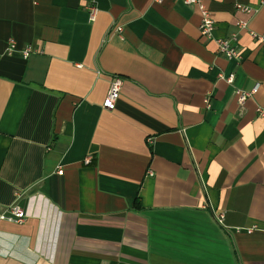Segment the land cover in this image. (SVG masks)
<instances>
[{
	"label": "crops",
	"instance_id": "1",
	"mask_svg": "<svg viewBox=\"0 0 264 264\" xmlns=\"http://www.w3.org/2000/svg\"><path fill=\"white\" fill-rule=\"evenodd\" d=\"M203 2L211 40L175 0H0V264H264V0Z\"/></svg>",
	"mask_w": 264,
	"mask_h": 264
},
{
	"label": "built area",
	"instance_id": "2",
	"mask_svg": "<svg viewBox=\"0 0 264 264\" xmlns=\"http://www.w3.org/2000/svg\"><path fill=\"white\" fill-rule=\"evenodd\" d=\"M158 3H161L163 0H155ZM182 2L186 6H193L197 7L201 23L199 26V32L200 35L205 38L206 40H211L213 38V30H214V20L212 19V16L209 12V10L204 5L203 0H175ZM236 9L246 15H253L256 11L250 7H244L242 5H236ZM238 27L241 30H248V22H240L238 23ZM116 31L118 33L122 32V27H117ZM249 31V30H248ZM250 34L254 39H256L260 44L264 47V35H258L252 31H249ZM12 41H10V44ZM217 46H218V52L220 54H223L227 57L229 60H236L240 61L241 56L239 51L236 49V47L232 46V44L225 39H219L216 40ZM31 53L30 49H25L23 54L25 57H27ZM233 77H230V79L227 80L228 83H232ZM122 79L120 78H114L112 79L110 83V88L108 90L106 99L104 101V108L106 110L112 111L115 109L116 103L120 97V91L122 87ZM257 90V87L254 89L251 93H246L243 91H236V96L238 100V104L240 106H243L244 103L251 97L252 94H254ZM262 116H264V111H259ZM57 173L59 175L63 174L62 170H58ZM26 219V214L16 203L10 205L1 215L0 220L11 222V223H23ZM223 216H220L219 220L222 222Z\"/></svg>",
	"mask_w": 264,
	"mask_h": 264
}]
</instances>
